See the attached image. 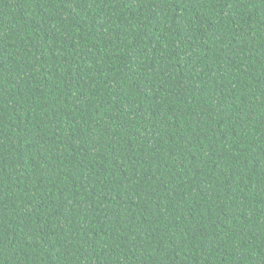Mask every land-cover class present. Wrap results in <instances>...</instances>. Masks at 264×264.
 <instances>
[{
  "label": "trees",
  "instance_id": "obj_1",
  "mask_svg": "<svg viewBox=\"0 0 264 264\" xmlns=\"http://www.w3.org/2000/svg\"><path fill=\"white\" fill-rule=\"evenodd\" d=\"M0 264H264V0H0Z\"/></svg>",
  "mask_w": 264,
  "mask_h": 264
}]
</instances>
